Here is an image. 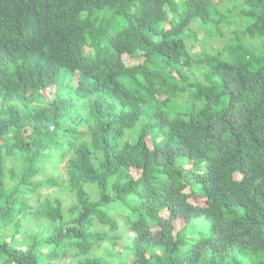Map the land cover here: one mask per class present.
I'll use <instances>...</instances> for the list:
<instances>
[{
  "label": "trees",
  "instance_id": "16d2710c",
  "mask_svg": "<svg viewBox=\"0 0 264 264\" xmlns=\"http://www.w3.org/2000/svg\"><path fill=\"white\" fill-rule=\"evenodd\" d=\"M0 264H264V0H0Z\"/></svg>",
  "mask_w": 264,
  "mask_h": 264
},
{
  "label": "rangeland",
  "instance_id": "374dc122",
  "mask_svg": "<svg viewBox=\"0 0 264 264\" xmlns=\"http://www.w3.org/2000/svg\"><path fill=\"white\" fill-rule=\"evenodd\" d=\"M50 168V171L48 173L49 176H60V177H65L64 174V170H63V164H59V166L57 168ZM57 190L56 187L54 186H49V187H44L40 190L41 194L44 195L45 193H50L52 191ZM67 193L62 194V198L66 201V202H70L71 201V197L67 196Z\"/></svg>",
  "mask_w": 264,
  "mask_h": 264
}]
</instances>
